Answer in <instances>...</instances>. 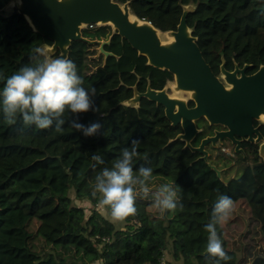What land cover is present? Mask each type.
Instances as JSON below:
<instances>
[{
	"label": "trees",
	"instance_id": "obj_1",
	"mask_svg": "<svg viewBox=\"0 0 264 264\" xmlns=\"http://www.w3.org/2000/svg\"><path fill=\"white\" fill-rule=\"evenodd\" d=\"M8 1L0 0V78L30 63L33 49L51 44L16 9L3 10ZM128 1L131 12L161 30L175 29L182 5L196 3L186 23L215 73L222 59L226 67L236 62L254 69L264 63V0ZM81 31L89 39L109 40L103 48L112 53L104 57L97 44L77 40L67 56L83 87L95 89L98 111L79 114V123L98 120L102 128L85 136L67 123L59 133L54 126H25L21 118L9 125L0 109V264H164L166 249L181 264H205L204 225L217 194L234 201L230 218L217 227L231 258L220 264H264V160L246 165L235 177L218 178L207 161L175 138L180 126L170 124L161 104L145 98L137 107L122 103L132 96L133 84L139 91L147 83L161 89L172 74L147 64L110 25H87ZM260 130L264 135V124ZM133 139L140 141L134 170L152 167L153 191L162 183L180 186L183 210L160 217L151 196H138L137 215L117 226L96 207L93 182ZM93 153L104 164L93 168ZM76 199L93 207L85 213Z\"/></svg>",
	"mask_w": 264,
	"mask_h": 264
},
{
	"label": "water",
	"instance_id": "obj_2",
	"mask_svg": "<svg viewBox=\"0 0 264 264\" xmlns=\"http://www.w3.org/2000/svg\"><path fill=\"white\" fill-rule=\"evenodd\" d=\"M7 6L21 13L32 30L51 40V44H42L40 48L54 56L67 58L71 42L77 40L97 44L98 53L104 57L112 54L103 48L109 40L89 39L81 31L87 25H110L138 54L146 57L147 64L167 69L172 74V80L167 83H171L174 91L188 94L187 97L170 94L167 83L161 89H154L147 83L143 91H138L133 84V94L123 100V104L137 107L141 98L161 104L170 124L181 127L175 138L184 141V146L191 151L200 152L206 161L204 146L208 142L215 145L216 140L224 138L234 143L236 153L242 152L241 140L258 143V154L264 158V136L258 129L264 124V63L246 74L249 64L242 67L235 64L232 70H227L222 59L219 72L215 74L203 57L192 28L186 23L187 14L195 9L196 3L182 5L176 28L167 30L131 12L128 0H9L2 9ZM189 100L193 101L192 106H188ZM201 117L225 129L215 130L213 135L193 146L191 139L199 130L195 120ZM254 120L258 121L256 126ZM208 164L222 179L221 170Z\"/></svg>",
	"mask_w": 264,
	"mask_h": 264
},
{
	"label": "clouds",
	"instance_id": "obj_3",
	"mask_svg": "<svg viewBox=\"0 0 264 264\" xmlns=\"http://www.w3.org/2000/svg\"><path fill=\"white\" fill-rule=\"evenodd\" d=\"M264 14V12H262ZM30 63L3 79L0 88V109L5 121L12 125L21 118L25 126L49 129L59 133L67 123L69 127L85 136L100 133L97 120L88 125L79 123L81 113L96 112L92 97L95 89L83 87V79L77 74L74 62L63 56H54L50 51L37 47L32 50ZM68 115L66 119L65 116ZM140 141L133 139L129 147L121 149L112 167H103L93 182V194H98V204L107 218L121 224L137 215V197L151 196L152 207L160 217L177 209L183 210L180 193L183 189L174 183H162L155 191L149 187L153 177L151 166H139L134 170L139 156ZM93 168L104 164L101 156L92 154ZM234 209V201L227 195L217 194L211 219L204 225L207 232L205 264H220L231 258L226 253L217 227L226 223Z\"/></svg>",
	"mask_w": 264,
	"mask_h": 264
},
{
	"label": "flooded vegetation",
	"instance_id": "obj_4",
	"mask_svg": "<svg viewBox=\"0 0 264 264\" xmlns=\"http://www.w3.org/2000/svg\"><path fill=\"white\" fill-rule=\"evenodd\" d=\"M235 64H237L239 67H242L245 63L239 65L238 63L234 62L232 67H226V66H225V61H224V67H225V69H227V70H232V69L235 67ZM219 65H220V64H219ZM256 69H257V68L252 69V65L249 64V66L245 69V73H246V74H251V73H252L253 71H255ZM218 72H219V70H218ZM218 72H217V73L214 72V73H215V74H218ZM144 90H145V89H144ZM138 91H139V90H138ZM141 91H143V90H141ZM141 99H142V98H141ZM190 101H191L192 104L190 103ZM193 104H194V103H193L192 100H189V101H188V106H192ZM195 124H196V127H197L199 130L195 133V135H194L193 138L191 139V144H192L193 146H197L202 138H204V137H206V136H211V135H213L214 132H215V130H224V129H225V127H224L223 125H220V124H209V123H208L203 117L198 118L197 120H195ZM253 124H254V126H256V125L258 124V121H257V120H254V121H253ZM261 125H263V124H260L259 127H258V129H259L260 133L262 134V132H261V130H260ZM180 131H181V127H180ZM180 131H179V132H180ZM262 135H263V134H262ZM253 136L255 137V134H254ZM263 136H264V135H263ZM236 137H237L238 139H240V137H238V136H236ZM224 142H227V143L229 144L230 149L232 150V152L235 153L236 155L239 154V155L241 156L242 159H250L251 162H252L251 165H253L254 163H256V162H258V161H262V160H264V158L261 157V156L258 154V143H255V142L249 141V140H247V139L241 140V141H240V147L242 148V152H238V153H236V152L234 151V147H235L234 143H233L232 141H230L229 139L224 138V139H222V141L216 140L215 145H213L211 142H208V143L204 146L205 150L207 151V162L216 165V164L214 163V161L212 160V156H211V152H210V150H211V149H217V148L223 147V143H224ZM225 149H228V148H224V150H225ZM255 151H256V153H257V155H258V159L255 158V155H254V154H255ZM193 152H197V153H198V156H197V157L201 158V155H202V154H201L200 152H198V151H193ZM227 152L229 153V151H227ZM222 153H223V152H222ZM252 158H253V159H252ZM202 159H203V158H202ZM203 160H204V159H203ZM205 161H206V160H205ZM248 165H249V164H248ZM216 167H218V166L216 165ZM218 168L221 170V175H222V173H223V168H221V167H218Z\"/></svg>",
	"mask_w": 264,
	"mask_h": 264
},
{
	"label": "rangeland",
	"instance_id": "obj_5",
	"mask_svg": "<svg viewBox=\"0 0 264 264\" xmlns=\"http://www.w3.org/2000/svg\"><path fill=\"white\" fill-rule=\"evenodd\" d=\"M5 11L6 12L11 11V6H7L5 8ZM167 91L172 95H176V96H180V97H187L188 96V94L186 92L174 91L171 88L170 82L167 83ZM224 148H228V149L224 150ZM227 151H229V153ZM210 152H211L212 160L214 161V163L218 167L223 168V173H222V179L223 180H227L228 178L235 177V176L239 175L246 165H248V164L251 165V163H252L250 159H242L239 154L236 155L235 153H233L227 142L223 143V147H220L217 149H211ZM69 194H70V196L73 197V191L72 190L69 191ZM76 202L80 205H83V207L85 208V213H88L89 210L91 209V207H93V205L88 200L81 201V200L76 199ZM96 207L104 215H106L104 209H102L98 203L96 204ZM116 225L117 226H123L124 222L121 224H116ZM235 241H237V239H235ZM237 244H238V242H235V245H236L235 248H238ZM167 252H168V250L166 249L164 252V258H163L164 264L165 263L181 264V260L180 261L174 260L171 256H167Z\"/></svg>",
	"mask_w": 264,
	"mask_h": 264
},
{
	"label": "bare ground",
	"instance_id": "obj_6",
	"mask_svg": "<svg viewBox=\"0 0 264 264\" xmlns=\"http://www.w3.org/2000/svg\"><path fill=\"white\" fill-rule=\"evenodd\" d=\"M130 17H133V15H132V14H130Z\"/></svg>",
	"mask_w": 264,
	"mask_h": 264
}]
</instances>
